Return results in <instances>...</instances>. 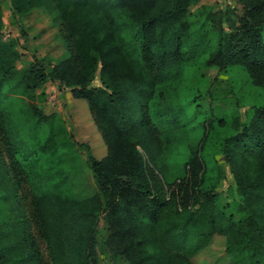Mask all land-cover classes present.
<instances>
[{"label":"trees","instance_id":"trees-1","mask_svg":"<svg viewBox=\"0 0 264 264\" xmlns=\"http://www.w3.org/2000/svg\"><path fill=\"white\" fill-rule=\"evenodd\" d=\"M198 1L10 0L12 14L40 5L58 11L69 54L48 67L37 57L17 65L22 53L16 40L1 38L0 4V166L16 190L32 169L19 156L3 97L34 96L36 87L55 80L86 100L107 146L101 157H87L95 195L76 197L63 179L35 193L32 219L46 239L51 264H101L103 245L114 244L128 264H194L193 256L214 235L224 237L228 264H264V0H235L238 12L201 5L195 18L190 6ZM199 60L221 70L239 66L263 90L244 124L222 138V157L242 197L237 219L214 209L217 180L205 172L198 144L176 176L160 158L152 119L156 90ZM27 106L25 121L50 122L51 114L33 102ZM172 121L181 127L177 116ZM54 148L49 135L42 149ZM21 220L29 228L25 215ZM3 238L0 230V264H48L30 230L14 243Z\"/></svg>","mask_w":264,"mask_h":264},{"label":"rangeland","instance_id":"rangeland-1","mask_svg":"<svg viewBox=\"0 0 264 264\" xmlns=\"http://www.w3.org/2000/svg\"><path fill=\"white\" fill-rule=\"evenodd\" d=\"M0 4L3 13L1 38L16 40V47L22 53L18 66L24 67L37 57L48 67L51 61L69 54L56 9L40 5L21 14H12L10 0H0ZM201 5L226 12L232 7L235 12L240 10L235 0H199L190 6L195 18L200 17L197 8ZM223 25L228 27L226 20H223ZM260 37L264 41V24ZM165 83L170 84L158 86L156 94L159 92V102L152 108V119L161 138L162 163L169 168L172 176L178 175L191 147L198 144L205 172L217 180L219 192L214 209L225 215L232 212L235 219L241 217L242 197L234 184L230 166L222 157V138L244 124L251 114V107L261 103L263 90L252 84L239 66L221 70L202 60L185 67L181 75L172 76ZM41 91L44 93L41 94ZM28 102L51 114L50 122L35 125L25 121L29 114ZM1 104L11 120L19 156L26 157L32 169L29 180H24L16 190L13 180L0 166L2 242L14 243L30 230L44 260L51 264L46 239L32 219L35 193L63 179L76 197L95 195L98 189L87 157L89 153L101 157L107 152V146L86 100L73 97L69 87L59 86L55 80L48 79L42 86L36 87L34 96L14 92L8 98L3 97ZM175 116L180 120L181 127L174 125L172 119ZM49 135L55 146L51 153L42 149ZM96 212L97 230L100 232L103 211L98 208ZM24 215L29 223L27 229H23L21 220ZM114 247L115 244L103 245L100 263L128 264L125 255ZM224 256V237L214 235L211 243L192 259L194 264H212L214 261L228 264Z\"/></svg>","mask_w":264,"mask_h":264}]
</instances>
